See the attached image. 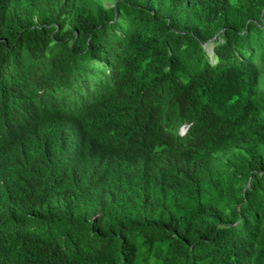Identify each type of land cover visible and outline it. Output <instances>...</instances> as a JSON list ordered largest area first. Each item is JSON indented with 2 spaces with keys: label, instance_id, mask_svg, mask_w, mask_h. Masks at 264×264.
I'll return each mask as SVG.
<instances>
[{
  "label": "trees",
  "instance_id": "1",
  "mask_svg": "<svg viewBox=\"0 0 264 264\" xmlns=\"http://www.w3.org/2000/svg\"><path fill=\"white\" fill-rule=\"evenodd\" d=\"M0 264H264V0H0Z\"/></svg>",
  "mask_w": 264,
  "mask_h": 264
},
{
  "label": "clouds",
  "instance_id": "2",
  "mask_svg": "<svg viewBox=\"0 0 264 264\" xmlns=\"http://www.w3.org/2000/svg\"><path fill=\"white\" fill-rule=\"evenodd\" d=\"M79 102H80L81 106L86 110L87 109L86 105L81 100H79ZM67 126L73 128L77 131H84L85 130L84 122L81 118L75 122L67 124ZM189 126L190 125H183L181 128V133L185 134L187 132V130L189 129ZM186 127H187V130L185 129ZM46 141H48V140H44L41 143H44Z\"/></svg>",
  "mask_w": 264,
  "mask_h": 264
},
{
  "label": "rangeland",
  "instance_id": "3",
  "mask_svg": "<svg viewBox=\"0 0 264 264\" xmlns=\"http://www.w3.org/2000/svg\"><path fill=\"white\" fill-rule=\"evenodd\" d=\"M109 4H110V2H107V5H109ZM207 48L210 51V53H212V44H210Z\"/></svg>",
  "mask_w": 264,
  "mask_h": 264
},
{
  "label": "water",
  "instance_id": "4",
  "mask_svg": "<svg viewBox=\"0 0 264 264\" xmlns=\"http://www.w3.org/2000/svg\"><path fill=\"white\" fill-rule=\"evenodd\" d=\"M216 38V37H215ZM187 130V127L185 128Z\"/></svg>",
  "mask_w": 264,
  "mask_h": 264
}]
</instances>
